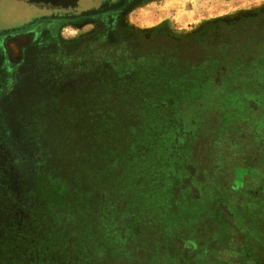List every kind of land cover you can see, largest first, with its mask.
Wrapping results in <instances>:
<instances>
[{
    "label": "rangeland",
    "instance_id": "374dc122",
    "mask_svg": "<svg viewBox=\"0 0 264 264\" xmlns=\"http://www.w3.org/2000/svg\"><path fill=\"white\" fill-rule=\"evenodd\" d=\"M66 1L46 3L54 10L68 8V15L78 18L61 27L64 22L49 21L50 12L40 9L43 0H0V264H130L121 246L146 264L144 248L163 251L167 245L154 223L135 227L140 242L133 243L129 232L134 191L143 189L136 180L147 165L151 184L172 186L167 197L174 205L185 190L190 205L194 200L206 208L196 216L202 217L197 222L202 231L195 239L166 231L176 262L264 264V99L248 101L260 115L224 132L223 143L215 140L213 116L202 123L209 125L202 137L193 139L189 117L171 125L154 120L146 133L131 130L125 121L92 118L84 108L91 83L86 77L112 56L100 39L114 27L147 37L158 26L131 25L138 16L130 12L150 0H128L119 11L87 18L78 15L119 0ZM262 10L237 11L181 30L164 22L165 30L189 36L210 21L230 22ZM101 125L109 138L99 143ZM174 158L188 171L176 181L177 171L165 170Z\"/></svg>",
    "mask_w": 264,
    "mask_h": 264
},
{
    "label": "trees",
    "instance_id": "16d2710c",
    "mask_svg": "<svg viewBox=\"0 0 264 264\" xmlns=\"http://www.w3.org/2000/svg\"><path fill=\"white\" fill-rule=\"evenodd\" d=\"M108 36L99 43L112 50L110 60L103 59L104 64L86 77L93 84H88L84 101L90 117L125 121L131 130L144 133L151 130L149 124L154 120L171 125L175 119L189 117L195 125L193 139L202 137L209 126L202 123L213 116L218 123L215 140L223 143L227 135L224 132L233 130L238 122L247 124L260 115L252 112L248 101L264 99V10L230 22L210 21L189 36L170 35L165 23L147 37L122 26L109 29ZM130 122L134 124L129 125ZM104 130L101 125L99 143L109 138ZM234 136L236 139L237 133L233 132ZM236 142L244 145L242 139L237 138ZM162 150L165 154L166 145ZM161 160L165 162V158ZM160 161L156 165H163ZM170 164L173 167L165 166V170L177 171L175 181L188 174L183 161L174 158ZM150 168H142L136 180L137 187L143 189L135 190L132 198L135 206L132 205L128 223L133 243L143 239L141 231L135 229L137 225L154 223L163 230L161 241L167 245L163 251L158 247L144 248L146 264H185L182 259L176 262L166 231H182L189 237L193 234L195 239L202 231V226L197 225L202 217L196 216H203L206 208L194 200L190 205L185 190L174 205L172 198L167 197L171 196L172 186L164 182L157 189L147 176ZM133 187L130 182L128 190L131 192ZM133 245L135 250L143 249ZM119 249H125L122 254L130 264H139L132 250H126L130 247Z\"/></svg>",
    "mask_w": 264,
    "mask_h": 264
},
{
    "label": "crops",
    "instance_id": "0c3cea01",
    "mask_svg": "<svg viewBox=\"0 0 264 264\" xmlns=\"http://www.w3.org/2000/svg\"><path fill=\"white\" fill-rule=\"evenodd\" d=\"M223 5L219 0H150L130 12V15L138 16L133 18L135 21L131 25L135 29L146 30L169 22L175 29L181 30L189 24L237 11L262 9L264 0H224Z\"/></svg>",
    "mask_w": 264,
    "mask_h": 264
},
{
    "label": "flooded vegetation",
    "instance_id": "af4514ba",
    "mask_svg": "<svg viewBox=\"0 0 264 264\" xmlns=\"http://www.w3.org/2000/svg\"><path fill=\"white\" fill-rule=\"evenodd\" d=\"M41 1V0H40ZM50 0H43V3L45 4V5H43V7L42 8H40V9H42L43 11H46V12H50L49 13V16L51 17V18H48L49 19V21L50 20H53V22H56V23H59V22H64V24H62L61 25V27L63 26V25H66V24H68V20H69V22H72V21H75V20H77L78 18L77 17H75V16H70V15H68V10H70V9H68L67 8V10L66 9H59V10H54V9H50V7H48L47 5H46V3H48ZM127 1L128 0H126V3H127ZM66 3H67V1L66 0H59V2H57V4H63V5H66ZM126 5V4H125ZM57 7V6H56ZM48 16V17H49ZM41 19L43 20V21H46V19H47V17H46V15H43L42 17H41ZM47 19V20H48ZM81 19V18H80ZM59 30V29H58ZM57 30V31H58ZM46 32H47V34L49 33L50 34V32H51V30H46ZM0 60H1V55H0Z\"/></svg>",
    "mask_w": 264,
    "mask_h": 264
},
{
    "label": "water",
    "instance_id": "95a60500",
    "mask_svg": "<svg viewBox=\"0 0 264 264\" xmlns=\"http://www.w3.org/2000/svg\"><path fill=\"white\" fill-rule=\"evenodd\" d=\"M125 4H126V0H119V1L114 2V3L107 2V3L102 4L98 9H93V10L81 12L78 15V17H86L87 18V17H92V16H96V15L104 14V13H108V12L119 11L120 9H122L124 7Z\"/></svg>",
    "mask_w": 264,
    "mask_h": 264
}]
</instances>
